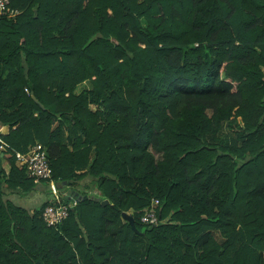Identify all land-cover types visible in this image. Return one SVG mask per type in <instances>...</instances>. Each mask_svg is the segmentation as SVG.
<instances>
[{
	"label": "trees",
	"instance_id": "16d2710c",
	"mask_svg": "<svg viewBox=\"0 0 264 264\" xmlns=\"http://www.w3.org/2000/svg\"><path fill=\"white\" fill-rule=\"evenodd\" d=\"M10 7L0 189L36 190L17 154L41 144L53 181L99 194L58 227L43 220L51 201L29 216L0 194V264H264V0Z\"/></svg>",
	"mask_w": 264,
	"mask_h": 264
},
{
	"label": "built area",
	"instance_id": "2783aa9c",
	"mask_svg": "<svg viewBox=\"0 0 264 264\" xmlns=\"http://www.w3.org/2000/svg\"><path fill=\"white\" fill-rule=\"evenodd\" d=\"M22 13L21 10L11 8L10 0H0V18L16 20ZM18 161L25 164L28 176L36 183L41 184L44 181H50L52 193L51 204L48 205L42 216L48 227H58L62 225L70 216V210L78 205L80 200L92 199L98 197L96 190L82 189L84 194L75 192L67 188L65 182L52 180L53 172L49 163L47 150L41 145L33 146L27 155L17 154ZM159 201L155 200L151 208L145 212L141 221L146 225H157L160 223V217L157 215L156 208Z\"/></svg>",
	"mask_w": 264,
	"mask_h": 264
},
{
	"label": "crops",
	"instance_id": "0c3cea01",
	"mask_svg": "<svg viewBox=\"0 0 264 264\" xmlns=\"http://www.w3.org/2000/svg\"><path fill=\"white\" fill-rule=\"evenodd\" d=\"M3 129H2L3 133L5 134L8 133L9 128L7 126L4 127ZM4 166L5 165H3V168L5 169ZM8 172L9 171H6L7 174ZM42 185H45V184H42ZM42 185H38L36 190L30 193L26 197L20 196L17 192H11L7 190L6 187H3L2 189H0V194L2 195V198L5 202H11L16 207L26 211L29 216H34L36 214V211L44 203L49 202L52 199L51 192L47 193L46 190L42 187ZM49 190L51 191V189ZM11 217L13 216L11 215ZM22 225L24 227H27V229L30 228L31 237H35V235H37L40 232V228H38V226H36L37 224L35 223H30L28 221H25Z\"/></svg>",
	"mask_w": 264,
	"mask_h": 264
},
{
	"label": "rangeland",
	"instance_id": "374dc122",
	"mask_svg": "<svg viewBox=\"0 0 264 264\" xmlns=\"http://www.w3.org/2000/svg\"><path fill=\"white\" fill-rule=\"evenodd\" d=\"M14 22H16V21H14ZM91 88V84H90V82H87V83H84V84H82L80 87H79V90H78V92H80V91H82V90H85V89H90ZM4 130V129H3ZM226 133L228 134V135H231L228 131H226ZM226 138H228L227 136H225ZM3 158V157H2ZM18 164L19 165H21V163L20 162H18ZM3 165H5L4 167H5V169H6V171H9L10 172V164L8 163V161L6 160L5 162H4V164ZM8 172V173H9ZM45 183V181L44 182H42L40 185H42V184H44ZM42 187L46 190V192L47 193H49V192H51L50 190H49V186H47V185H42ZM52 194V193H51ZM42 200H43V198H42ZM133 212H130V213H128V214H132ZM215 235L217 236V238L220 240V241H223V239H222V237L220 236V233L219 232H215Z\"/></svg>",
	"mask_w": 264,
	"mask_h": 264
},
{
	"label": "water",
	"instance_id": "95a60500",
	"mask_svg": "<svg viewBox=\"0 0 264 264\" xmlns=\"http://www.w3.org/2000/svg\"><path fill=\"white\" fill-rule=\"evenodd\" d=\"M34 99L36 100L35 97H34ZM2 157H3V155H1V157H0V168H2ZM122 217L124 220L128 221L133 226V228H135V219L132 217V215L123 214Z\"/></svg>",
	"mask_w": 264,
	"mask_h": 264
}]
</instances>
